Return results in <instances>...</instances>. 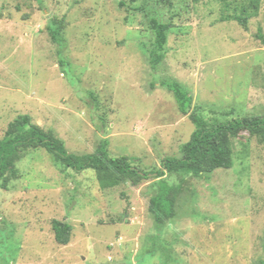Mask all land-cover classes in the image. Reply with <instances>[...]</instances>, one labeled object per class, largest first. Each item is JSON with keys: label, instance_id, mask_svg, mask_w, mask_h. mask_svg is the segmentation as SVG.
<instances>
[{"label": "rangeland", "instance_id": "374dc122", "mask_svg": "<svg viewBox=\"0 0 264 264\" xmlns=\"http://www.w3.org/2000/svg\"><path fill=\"white\" fill-rule=\"evenodd\" d=\"M0 0V140L22 115L52 130L75 155L101 141L144 171L180 158L195 125L163 81L193 96L206 120L264 117V0ZM171 22L166 60L154 71L150 20ZM65 26L58 42L49 32ZM21 176L0 188V264H264V144L234 139V166L187 176L177 217L155 227V176L104 190L93 170L57 166L30 149ZM175 182L178 177L167 176ZM54 220L70 222L69 245Z\"/></svg>", "mask_w": 264, "mask_h": 264}, {"label": "trees", "instance_id": "16d2710c", "mask_svg": "<svg viewBox=\"0 0 264 264\" xmlns=\"http://www.w3.org/2000/svg\"><path fill=\"white\" fill-rule=\"evenodd\" d=\"M198 1V0H197ZM170 5V1H166ZM262 0H251L243 8L241 15H230L223 21H237L245 30L249 29V21L259 16ZM150 29L155 35L154 46L149 51L150 62L154 71L166 60L169 36L174 27L171 22H164L159 17L150 20ZM65 26L54 20L49 32L54 42L62 37ZM257 37L264 46L263 30L259 29ZM163 88L168 89L176 97L180 111L189 115L195 125L189 142L183 145L180 158H166L161 168L144 171L135 166L128 157L114 158L110 155L109 143L101 141L93 154L75 155L71 153L63 140L54 131H46L33 123L31 116L22 115L9 124L5 136L0 140V188L9 190L10 184L20 178L17 166L24 153L33 149H45L53 155L57 166L69 167L77 172L93 170L104 190L113 189L123 184L134 186L155 176L158 179V192L151 199L150 211L158 230L177 217V205L184 193L186 177H210L218 169H231L234 166V139L243 132L257 137L264 144V117L235 118L231 121L210 122L201 114L191 112L194 104L193 96L176 81H163ZM171 177H178L175 182ZM56 241L60 245L71 243L73 225L67 221L54 220L52 223Z\"/></svg>", "mask_w": 264, "mask_h": 264}]
</instances>
